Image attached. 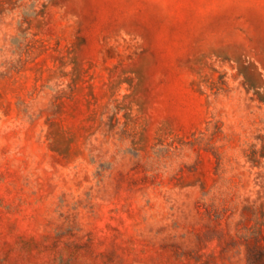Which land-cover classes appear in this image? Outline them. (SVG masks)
Instances as JSON below:
<instances>
[{"label": "rangeland", "instance_id": "obj_1", "mask_svg": "<svg viewBox=\"0 0 264 264\" xmlns=\"http://www.w3.org/2000/svg\"><path fill=\"white\" fill-rule=\"evenodd\" d=\"M0 264H264V0H0Z\"/></svg>", "mask_w": 264, "mask_h": 264}]
</instances>
